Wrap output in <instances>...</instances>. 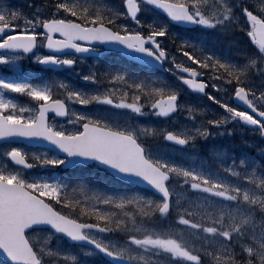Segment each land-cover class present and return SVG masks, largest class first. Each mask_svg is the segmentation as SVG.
<instances>
[{
	"label": "snow or ice",
	"instance_id": "6c2138e0",
	"mask_svg": "<svg viewBox=\"0 0 264 264\" xmlns=\"http://www.w3.org/2000/svg\"><path fill=\"white\" fill-rule=\"evenodd\" d=\"M146 5L162 9L167 19L145 26L138 14ZM119 17L129 18L134 26L119 23ZM169 22L219 31L240 29L256 47L244 51L243 62L238 63L184 40L177 45V52L183 54L177 62V55L158 39L175 35L169 31ZM97 42L101 47L123 46L140 61L171 62L169 71L183 85L209 97L223 112L209 109L214 117L202 115L173 130L148 127L138 119L114 122L106 115L78 111L71 104L112 105L117 110H131L129 115L138 114L136 117L149 113L167 117L185 107L189 114L205 110L180 99L182 87L126 68H109L99 74L90 71L84 79L94 82L93 89L61 85L56 95L63 98L58 99L53 98V87L47 82L0 75V139L36 138L55 148V152L37 154L11 146L5 152L13 166L0 167V249L11 264H47L51 248L29 231L33 226L51 228L54 231L49 236L61 233L75 241H88L95 250L112 257L114 264H140L144 257L137 253L146 250H162L179 258L174 264H205L204 257L209 258V264H264V165L258 171L247 165L246 157L240 158L239 164L234 160L227 172L241 165L244 168L236 173L240 179L232 182L203 166L152 152L143 139L144 133L152 132L160 141L195 146L201 137L232 132L227 127L229 121L243 122L264 134V4L256 6L251 0H122L116 10L95 0H52L46 10L36 5L26 13L10 0H0V65H15L28 56L44 66H73L76 57L67 50H75L82 59L83 54L96 50ZM42 47L54 51L42 54ZM253 75L260 76V87ZM115 83L123 85L118 92L109 87ZM208 88L224 95H213ZM12 93L29 95L36 107L27 113L18 109ZM232 95L243 107L232 105ZM69 116L71 120L57 122L58 117ZM83 159L103 162L129 180L146 183L158 198L138 192L106 194L103 199L83 196L59 178L31 176L24 171ZM177 185L196 190L202 199L182 202ZM113 206L120 209L121 219H114L117 212L111 210ZM128 207L139 213L134 216L123 211ZM169 217L174 219L167 226L159 223ZM117 231L124 233L123 242L105 240L106 233ZM186 236L193 240L201 237L204 247L190 243Z\"/></svg>",
	"mask_w": 264,
	"mask_h": 264
},
{
	"label": "rangeland",
	"instance_id": "374dc122",
	"mask_svg": "<svg viewBox=\"0 0 264 264\" xmlns=\"http://www.w3.org/2000/svg\"><path fill=\"white\" fill-rule=\"evenodd\" d=\"M255 1V0H254ZM9 2V0H7V3ZM10 3L12 6H14L15 8L18 9H22L24 12L26 13H31L35 6L38 5L41 7L42 10H46V6L44 3V1L42 0H10ZM28 4H31L30 6H28ZM33 4V5H32ZM19 5H21V7H19ZM146 7V6H145ZM145 12V15L150 17L151 15V10L148 9V7H146V10H143ZM153 17V16H152ZM29 18H31L29 16ZM142 21L144 22L145 26L147 25L145 23L146 17L142 16L141 17ZM203 31L205 30H212V29H207V28H202ZM171 52L175 53L177 55V51H175V49L172 48V46H170ZM182 57V56H181ZM180 59L177 55V62H180ZM80 62H82V67H84V71L83 70H75L74 72H82V75L80 74H76L73 71H69V74L74 76L73 80L71 77L68 76H64L65 78H69L70 82H68L65 78H59L56 77V80L58 81H53L50 78L48 79V75L46 73L45 70L41 69L39 67V62H37L36 60L32 59V58H28L26 57V59H20L17 64L15 65H8L9 69L12 70V73H10L9 71H5L4 69H2V67H0V75H8V76H23L24 78L28 79L29 82H33V83H40V82H47L50 84V86L53 87V92H55L56 90L58 91L57 87L61 88V85H71L75 88H79L85 91H90L91 89H93L95 87V84H92L93 82H84L87 81L86 79H84V76L88 75L90 68L84 64L83 60H81ZM170 64V68L173 67V65ZM191 64H194V62H191ZM109 68L111 69H117L120 68L118 66L113 67V66H108L106 68L101 69L102 71H107ZM95 72V70H93ZM68 72V70H67ZM99 74V73H97ZM143 75V74H142ZM40 77V79H38ZM77 79V80H76ZM107 79L110 80V77H108ZM80 80L82 82H80ZM89 81V80H88ZM56 82V83H55ZM131 84V81H129V86ZM123 85L121 83H115V84H110L109 87H113L114 89L117 90V92L119 91V89L122 87ZM71 90V89H69ZM8 93V90H5V94ZM231 94V93H229ZM220 95H224V93H220ZM12 98L14 99V101L17 104V108L18 109H23L25 111V113L28 112L29 109L35 108L36 107V103L33 100L32 97H30L27 94H21V93H12ZM183 101L186 102L187 105H190L191 107L194 106V101L185 98ZM72 108H75L78 111H87L90 113H96V114H102V115H106L110 121H114V122H124L126 120H130V119H138V123L151 127L154 126V120L150 117V115H142V116H138L136 117V115H129L131 110H117L115 109L114 106L112 105H103V104H89V105H80L79 103H72L71 104ZM182 113L178 116H175L172 119H169L167 121H160L157 123L156 127H168L169 130H173V129H179L181 126H186V125H190L191 121L188 122L187 121V114L191 116V114H189V108L185 107L183 109H181ZM72 117L69 116L68 120H71ZM58 123L64 122V121H60L57 120ZM69 127L74 126V124H70L68 125ZM145 135H152V132H147L143 134V138L145 137ZM232 134H221L216 135V136H209L207 137L208 142L203 146H198L197 144L195 146H191L188 147L187 149H178L172 146H169L167 144H163V145H154V146H150L149 150L152 152H158L162 155L167 156L168 158L176 161V162H181L184 164H191V165H195V166H203L206 170H211L214 173L219 174L221 177H223L224 179L228 180V181H232L235 182L239 179H237V175L236 173L238 172H242L243 170H241L240 168H244L243 165L239 166L238 168L234 169L232 173L227 172V167L230 166L233 161L235 160L237 164H239V159L240 158H247V165L249 167L251 166H256L257 167V161L256 159H254L253 157H251L248 153L246 152H238L235 153L233 150V144L232 142L228 139ZM240 137L245 138L246 141H251V139H249L248 135L246 133L244 134H240ZM226 139V145L227 146H218L216 143V140L220 141ZM11 146H18L21 147L24 151L29 152V153H44L47 152L46 150H35L32 148H28L26 146H22V145H1L0 146V167H11L7 161V157L5 155V152L7 150H10ZM240 148V147H239ZM49 152V151H48ZM51 153V152H50ZM258 169V167H257ZM261 170V167H259L258 171ZM25 174L27 175H31V176H47L50 179H55V178H59L61 180V182L68 184L70 189H77L79 191V193H81V195L83 196H95L97 198L103 199L105 197L106 194H102L96 190H88V189H83L80 188L79 186H74L72 185V183L70 182V177L68 176L67 173H64L61 168L60 165H48V166H35L34 171L32 172H25ZM257 175H259V173H257ZM74 176V175H73ZM76 176V175H75ZM177 193L179 198L182 199V202L186 201V200H192V201H197L202 199L201 195L196 191V190H192V189H185L184 186H179L177 185ZM189 211L191 212V209H189ZM173 217H169V220L166 222H163V224L165 226H167L169 223H171L173 221ZM195 222H199V221H194ZM35 236H37V238H39L40 240L46 242V245L48 246V241H54V238L52 236H49V234H43V233H36L34 234ZM210 236V234H209ZM186 239L189 240L190 243H197V245L199 247H204L205 245V241L202 240L201 237H196L195 240L192 239V237H185ZM105 240H111L112 242H116V241H121L123 242L124 239L117 237L115 234L112 236H105ZM63 244L62 240L57 239L55 241V247L59 248V250L53 251V253H48L46 256V259L52 258L54 259V261H56V264H65L66 260L71 261V258L66 256L65 253H62L63 248H60L61 245ZM210 250V249H209ZM59 253V254H57ZM137 255L139 256H143L144 259L142 261H140V264H153V263H158V264H174L173 260H177L179 258H175V257H170L168 256L164 251H157V252H152L151 250H146V251H140L137 253ZM157 255H161V256H165L169 259H171V261H169L168 263H165L164 261L156 258ZM60 262V263H59ZM63 262V263H62Z\"/></svg>",
	"mask_w": 264,
	"mask_h": 264
},
{
	"label": "water",
	"instance_id": "95a60500",
	"mask_svg": "<svg viewBox=\"0 0 264 264\" xmlns=\"http://www.w3.org/2000/svg\"><path fill=\"white\" fill-rule=\"evenodd\" d=\"M159 10H161V11L163 12L162 9H159ZM176 23H177V22H176ZM190 26H192V25H190ZM97 45H100V42H97ZM105 46H106V47H110V48H115V49H117V50H121V51L123 52V54L126 55L129 59L135 60V61H137V62H139V63L144 64V65L151 66V67H157V68H159V69H164L163 64H161V63H152V62H149V61H140V60H137L135 57L130 56V55L128 54V52L131 51V50H127V51H125V50L123 49V46H120V47H111V46H108V45H105ZM189 88H190V87H189ZM190 89H191V88H190ZM191 90H192L193 92H195V93L198 92V90H195V89H191ZM236 101H237L238 104H240V105L243 106V102H242V101H240V100H238V99H236ZM176 111H177V110H176ZM176 111H175V112H176ZM170 115H172V113L168 114V116H170ZM62 118H65V117H62ZM11 141H14V142H24V143H27V144H29V145H31V146H36V147H47V148H50L51 150L55 151V148H54L52 145H50L48 142H46V141H41V140L36 139V138L27 139V138L18 137V138H14V139L11 140ZM2 142H5V141L2 140V139H0V143H2ZM7 142H10V141H7ZM169 142H172V143L177 144L176 142H173V141H169ZM177 145H179V144H177ZM180 146H185V145H180ZM93 162L98 163L102 168L107 169L109 172H111L112 174H114L116 177L120 178V179L123 180V181L129 182V183H133V184H137V185H140V186H142V187H146V188L151 189L150 186L147 185L146 183H143V182H141V181H139V180H129L127 177H124V176L120 175L119 173L115 172L114 170H111L108 166H106L103 162H100V161H96V160H92V159H83V160L77 161V162H75V163H66V164L64 165V167H65V168H67V167H75V166L78 165V164H84V165H87V164H89V163H93ZM12 163H13V162H12ZM151 190H152V189H151ZM153 191H154V190H153ZM156 194H158V193H156ZM33 228H46V227H42V226H33ZM49 229H51V228H49ZM29 230H31V229H29ZM51 230H52V229H51ZM52 231H54V230H52ZM55 234L66 237V238L68 239V241H70L71 243H80V244H87V245L89 244V245H91L88 241H75V240H72L71 238L67 237V236L64 235V234H61V233H55ZM0 256H1L4 260H6V261H8L9 263H11V262H10V258H8V257L6 256V254L3 252L2 249H0ZM108 257H109V256H108ZM110 258L113 259L112 257H110ZM118 263H120V262H118Z\"/></svg>",
	"mask_w": 264,
	"mask_h": 264
},
{
	"label": "trees",
	"instance_id": "16d2710c",
	"mask_svg": "<svg viewBox=\"0 0 264 264\" xmlns=\"http://www.w3.org/2000/svg\"><path fill=\"white\" fill-rule=\"evenodd\" d=\"M52 1V0H51ZM98 3H100V4H103L104 6H107V7H110V8H112V2L113 1H117V9L119 8L120 9V4H121V2H120V0H96ZM122 10V9H121ZM123 23L124 22H126L127 21V18L126 17H123L122 18V20H121ZM177 33H179L178 31H176ZM172 41L174 42V40L172 39ZM106 175V177H105V179H102V181H101V184H102V190L103 189H105L106 187H108L109 185H112V184H114L115 186H118L119 184H118V182H116V181H110V180H112V178L109 176V175H107V174H105ZM121 186H122V188L124 189V191H126V192H130V191H132V186H125V185H122L121 184ZM94 221V220H93Z\"/></svg>",
	"mask_w": 264,
	"mask_h": 264
},
{
	"label": "flooded vegetation",
	"instance_id": "af4514ba",
	"mask_svg": "<svg viewBox=\"0 0 264 264\" xmlns=\"http://www.w3.org/2000/svg\"><path fill=\"white\" fill-rule=\"evenodd\" d=\"M208 77L207 76H205V79H207ZM209 90H212V88H209ZM214 92L215 93H217L218 91H217V89L216 90H214ZM231 103L233 102L232 100L230 101ZM242 127H244V125L242 126ZM245 129H248V128H246V127H244ZM244 130V129H243ZM249 130V129H248Z\"/></svg>",
	"mask_w": 264,
	"mask_h": 264
}]
</instances>
